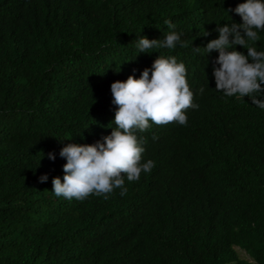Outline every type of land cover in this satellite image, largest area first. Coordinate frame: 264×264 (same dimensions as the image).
Segmentation results:
<instances>
[{
  "label": "trees",
  "instance_id": "trees-1",
  "mask_svg": "<svg viewBox=\"0 0 264 264\" xmlns=\"http://www.w3.org/2000/svg\"><path fill=\"white\" fill-rule=\"evenodd\" d=\"M242 2L0 0V264H264V109L217 91L219 53L202 54L217 25L242 23L227 11ZM168 31L188 46L138 54L139 37ZM159 55L186 66L187 125L137 133L155 166L125 178L127 195L56 196L61 148L109 135L112 82Z\"/></svg>",
  "mask_w": 264,
  "mask_h": 264
},
{
  "label": "clouds",
  "instance_id": "clouds-1",
  "mask_svg": "<svg viewBox=\"0 0 264 264\" xmlns=\"http://www.w3.org/2000/svg\"><path fill=\"white\" fill-rule=\"evenodd\" d=\"M227 11L238 14L242 23L217 25L218 38L202 48V54L214 50L219 53L215 61L219 67L213 69L215 89L227 97H250L252 104L264 109V99H258L264 94V51L253 46L260 40L259 33L264 31V0H244ZM164 23L169 29L175 28L170 20ZM177 44L182 48L188 46L180 33L168 31L162 39L139 37L135 47L140 54L173 50ZM237 45L246 48L247 55L237 51ZM194 51L201 52V47H194ZM199 92L203 93L204 88ZM111 94L112 103L117 106L115 127L93 144L68 143L61 148L59 155L66 163L63 180L59 176L52 179L56 196L84 200L96 195L108 199L116 189H120L121 196L127 195L125 178L128 182L138 181L141 173H150L155 166L152 160L142 162L146 138L137 133L147 131L152 124L186 126V111L199 107L193 102L186 66L174 56L159 55L151 68H144L138 78L129 75L126 80L112 82ZM153 139L158 137L153 134ZM48 157L54 160L55 154L48 153ZM47 179V174L39 177L40 182Z\"/></svg>",
  "mask_w": 264,
  "mask_h": 264
},
{
  "label": "rangeland",
  "instance_id": "rangeland-1",
  "mask_svg": "<svg viewBox=\"0 0 264 264\" xmlns=\"http://www.w3.org/2000/svg\"><path fill=\"white\" fill-rule=\"evenodd\" d=\"M239 251H240V253H241V255L243 256V257H246V258H249V259H252L251 258V256L246 252V251H244V250H242V249H238Z\"/></svg>",
  "mask_w": 264,
  "mask_h": 264
},
{
  "label": "bare ground",
  "instance_id": "bare-ground-1",
  "mask_svg": "<svg viewBox=\"0 0 264 264\" xmlns=\"http://www.w3.org/2000/svg\"><path fill=\"white\" fill-rule=\"evenodd\" d=\"M247 55V54H246ZM237 101V100H236ZM165 140V139H164Z\"/></svg>",
  "mask_w": 264,
  "mask_h": 264
}]
</instances>
